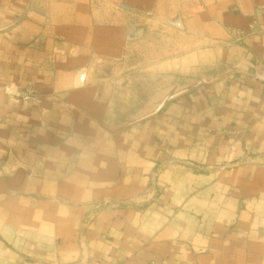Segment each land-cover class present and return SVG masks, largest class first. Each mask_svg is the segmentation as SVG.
I'll return each instance as SVG.
<instances>
[{"label":"crops","instance_id":"obj_1","mask_svg":"<svg viewBox=\"0 0 264 264\" xmlns=\"http://www.w3.org/2000/svg\"><path fill=\"white\" fill-rule=\"evenodd\" d=\"M0 264H264V0H0Z\"/></svg>","mask_w":264,"mask_h":264},{"label":"built area","instance_id":"obj_2","mask_svg":"<svg viewBox=\"0 0 264 264\" xmlns=\"http://www.w3.org/2000/svg\"><path fill=\"white\" fill-rule=\"evenodd\" d=\"M254 25L253 24H250L249 25V28L248 30H245V29H238V30H235L234 34H235V43H239L241 40H243L246 36H248L249 34H252L255 32V28H253Z\"/></svg>","mask_w":264,"mask_h":264},{"label":"rangeland","instance_id":"obj_3","mask_svg":"<svg viewBox=\"0 0 264 264\" xmlns=\"http://www.w3.org/2000/svg\"><path fill=\"white\" fill-rule=\"evenodd\" d=\"M114 14H118V15H122L123 14H128L129 16H131L132 18H135V16L140 15L139 13L133 11V10H127L126 8L123 7H114L112 9Z\"/></svg>","mask_w":264,"mask_h":264}]
</instances>
